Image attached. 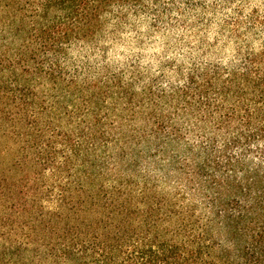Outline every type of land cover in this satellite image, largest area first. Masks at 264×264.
<instances>
[{
	"label": "trees",
	"instance_id": "trees-1",
	"mask_svg": "<svg viewBox=\"0 0 264 264\" xmlns=\"http://www.w3.org/2000/svg\"><path fill=\"white\" fill-rule=\"evenodd\" d=\"M0 264H264V0H0Z\"/></svg>",
	"mask_w": 264,
	"mask_h": 264
}]
</instances>
